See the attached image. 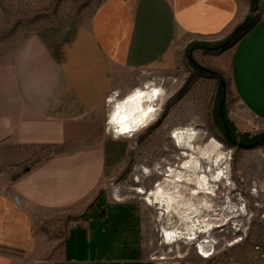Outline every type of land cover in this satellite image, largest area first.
<instances>
[{"label": "crops", "instance_id": "1", "mask_svg": "<svg viewBox=\"0 0 264 264\" xmlns=\"http://www.w3.org/2000/svg\"><path fill=\"white\" fill-rule=\"evenodd\" d=\"M249 10V0H104L82 26L36 33L0 61V153H46L11 184L1 175L0 264H154L99 229L101 189L129 150L105 129L106 98L176 77L181 48L227 39ZM218 58L243 112L264 120V18ZM61 219L70 228L54 254L47 229Z\"/></svg>", "mask_w": 264, "mask_h": 264}, {"label": "rangeland", "instance_id": "2", "mask_svg": "<svg viewBox=\"0 0 264 264\" xmlns=\"http://www.w3.org/2000/svg\"><path fill=\"white\" fill-rule=\"evenodd\" d=\"M103 1L0 0V61L6 60L36 33L82 26ZM249 3L247 18H264V0H255V3L249 0ZM207 45L212 46L194 43L180 49L178 67L174 73L176 77L165 75L163 87L155 85L164 89L161 96L164 101L159 105L155 119L149 126L143 127L134 139L129 140L123 167L101 189L99 207H106L105 216L108 210L112 215L123 216L122 206L131 214L132 225L126 228L127 224L118 217L108 222L98 221L99 229L105 238V230L108 229L110 246L118 250L120 245L127 243L132 248L142 250L144 256L158 250L157 246L148 244L146 240L142 221L144 224L149 221L146 214L149 208L134 190L139 187L149 190V181L153 177L158 185L164 179V169L180 163L177 158L184 151L175 147L171 134L178 127H192L197 131L198 145L204 146L213 138L224 145L229 157L227 159H231L228 161V170L233 186L227 185L230 200L241 209L246 208V212L236 213V208L228 200L226 214L232 218L237 215L240 217L234 219L238 224L235 225V230L230 227L220 236L224 242H230L234 238H242L243 241L231 248H224L226 243L223 244L213 263L264 264V172L256 171L255 153L261 151V155H264V120L249 118L243 112L231 89L228 66L218 58L221 51L205 48ZM192 61L201 68L217 73L222 79L200 72ZM150 82L152 81H148V85H151ZM109 112L108 109V115ZM108 121L109 117L105 122V129ZM30 151L36 152L35 149ZM21 155L22 151L18 149L0 153V189L4 182L1 180L3 173L9 175L6 186L25 173L35 161L46 157L45 152L31 160H26ZM144 169L148 170L147 173ZM225 191L223 190L224 193ZM216 203H220V200H216ZM62 220L65 219L56 222L54 228L47 229L52 238L51 253L54 254L62 252V245L70 228V220ZM238 228L240 232L237 231ZM149 233L152 234V228H149ZM190 254L194 259V255Z\"/></svg>", "mask_w": 264, "mask_h": 264}, {"label": "bare ground", "instance_id": "3", "mask_svg": "<svg viewBox=\"0 0 264 264\" xmlns=\"http://www.w3.org/2000/svg\"><path fill=\"white\" fill-rule=\"evenodd\" d=\"M150 84L151 85H148L147 83L149 86L148 89L143 87H138L136 89L144 91L148 94L144 99L148 102V106L153 108V111L144 115L142 112L137 111L138 104L140 103L139 101H129L127 103L122 102V100L116 101L110 108V114L108 115V124L112 128L117 129L118 126H120L117 121L123 119L124 117H127V120L124 121L125 124L132 129L131 131L136 133H139L142 129H144L143 127L146 128L151 124L157 115L159 105H161L164 101V98H161L164 89L161 88L163 87L161 85V87H156L152 84V82H150ZM153 89H158V94L153 95ZM128 95H126V97ZM117 104L120 105L119 115H116ZM144 111H147L146 107ZM174 132L178 133L175 137L173 136ZM120 133L126 134L127 132ZM197 136L196 129L192 127L176 128L172 132L171 138L174 141L175 147L184 151L180 153L177 158V160H180V163H176L174 166H170L169 168L166 167L164 169V179L159 181L157 185L158 189L153 192L154 198L152 203H148L143 199V193L138 191L139 193L137 194L141 196V199L147 207L160 206L164 216L169 213L174 216L173 213H175L176 216L181 218V221L188 228V230H198L199 228L205 226V228H207L210 232L216 227H214L211 222H203L200 219L201 213H215V211L222 209L223 204L216 203L215 201V198L221 195L216 192L217 188L221 183H224L226 186L229 184L233 186V183L228 170L230 163L227 158L229 157L228 153L224 149V145L213 138L204 146H200L196 143ZM177 139L179 140V144L176 143ZM184 153H187V155H184ZM255 153L256 171L264 172V159L261 158L264 157V155H261V151H257ZM181 164H185L187 166L181 167ZM176 177H180V179L177 180ZM224 179H226V182L223 181ZM145 191L148 190L145 189ZM225 196L226 197L223 198V200L226 199V204L228 200L232 203L229 193ZM234 207L236 208V213H240L241 211L246 212V208L241 209L236 204ZM230 217L231 216L228 215L226 216L227 219ZM235 217L237 218L240 216L237 215ZM235 217L232 219H235ZM150 224L151 219L145 224V233L149 239H151V236L149 235Z\"/></svg>", "mask_w": 264, "mask_h": 264}, {"label": "built area", "instance_id": "4", "mask_svg": "<svg viewBox=\"0 0 264 264\" xmlns=\"http://www.w3.org/2000/svg\"><path fill=\"white\" fill-rule=\"evenodd\" d=\"M175 82L176 80L174 81V83ZM164 83V78H157L152 80L153 85L163 86ZM141 87L145 89L149 88L147 83L142 85ZM124 97H126V95H121L118 91L111 92L106 98L107 109L110 110L114 102L121 101ZM106 131L114 139L126 138L130 140L134 139L137 135V133L134 131L127 132L126 134H121L120 132L116 131V128H112L108 123ZM230 160L231 159H229L228 161ZM225 180L226 179H224L223 181ZM223 185L225 184L221 183L217 188L216 192L220 193L221 195L215 198V201L220 200V203L223 204V208L215 211V213H201L200 219L203 222H211V224L216 227L213 228L214 230L210 232L207 230V228H205V226L199 228L198 230L195 229L190 231L183 224L181 218L179 216H176L175 213H173L174 216H172L171 213L164 216L160 206H146L147 208H149L146 210L147 217L149 218V221L151 219L149 228H152V234L149 233L151 239H149L146 235V240L148 244L158 247V250L147 254V259L154 264H212L214 260H216V258L219 256L220 249L222 248L223 244L226 243L224 248H231L242 242V238H234L230 242H224V240L220 236L226 229L232 227V229L235 230V225H238L235 220L232 219V217H230L229 219L226 218V199L222 201L221 199L222 197L225 198V195L229 193V186H225L226 188H228L227 190ZM222 186L223 190H226L225 193L221 189ZM134 191L136 193H139L137 189H135ZM14 200L19 203V197L17 195H14ZM145 224L142 221V227L145 228ZM83 225V220H77L71 223L72 228H79ZM237 231L240 232V228H238ZM168 233H171L172 235L168 236ZM257 250H259V248H257ZM190 253H192L196 259L191 258ZM205 253H207V255H205Z\"/></svg>", "mask_w": 264, "mask_h": 264}, {"label": "snow or ice", "instance_id": "5", "mask_svg": "<svg viewBox=\"0 0 264 264\" xmlns=\"http://www.w3.org/2000/svg\"><path fill=\"white\" fill-rule=\"evenodd\" d=\"M147 87V86H145ZM159 90L158 89H153L152 90V94L153 95H156L158 94ZM148 94L144 91H141L139 89H136L134 90L131 94H129L126 98H122V102L124 103H127L129 101H139L140 103L138 104V107H137V111H140L142 112L144 115H147V113L149 112H152L153 111V108L148 106V102L144 99ZM145 107L147 108V111H144ZM116 108H117V112H116V115H119V110H120V105L117 104L116 105ZM125 120H127V117H124L123 119L117 121L118 125V128L116 129V131L118 132H129L131 131L132 129L127 126V124H125ZM178 133H173V136H177ZM176 143L179 144V140L177 139L176 140ZM184 155H187V153H184ZM181 167H186L187 165L185 164H181L180 165ZM211 170V169H209ZM145 173H147V169H144ZM177 180L180 179V177H176ZM158 189V186L155 184V177H153L152 179H150L149 181V190L148 191H145V188L144 187H139L137 189V191L143 193V199L145 201H147L148 203H152V200H153V192L155 190ZM158 203V202H157ZM168 236H171L172 234L171 233H168L167 234ZM205 255H207V253H205Z\"/></svg>", "mask_w": 264, "mask_h": 264}, {"label": "trees", "instance_id": "6", "mask_svg": "<svg viewBox=\"0 0 264 264\" xmlns=\"http://www.w3.org/2000/svg\"><path fill=\"white\" fill-rule=\"evenodd\" d=\"M253 3H255V0H252ZM259 20L256 19H251V18H247L241 25H239L236 30L222 43H218L215 45H207L204 46L205 48H208L210 50H220V51H225L228 50L230 47H232L233 45H235L253 26L255 23H257ZM196 46V45H194ZM193 65L195 68H197L200 72L202 73H210L213 74L215 76H217L219 79H222L221 76H219L217 73L213 72V71H208L204 68H201L199 66H197L195 64L194 61H192ZM222 81V80H221ZM223 82V81H222ZM228 129V128H227ZM228 138L229 140L232 141V137L230 134H228ZM102 211L105 212V209L102 208ZM121 211L124 212V215L122 216L121 214L119 215H112L110 214V210H108L107 215L105 217H107L106 221H110L111 219H116L118 217H120L121 219H123V222H125V224H127L126 228H130V226L132 225L131 221H132V216L131 214L128 213L127 209L125 207L121 206ZM133 222V221H132Z\"/></svg>", "mask_w": 264, "mask_h": 264}]
</instances>
